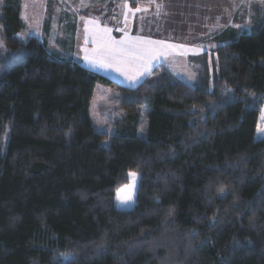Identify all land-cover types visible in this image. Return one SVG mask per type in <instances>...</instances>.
Instances as JSON below:
<instances>
[{
	"label": "trees",
	"instance_id": "1",
	"mask_svg": "<svg viewBox=\"0 0 264 264\" xmlns=\"http://www.w3.org/2000/svg\"><path fill=\"white\" fill-rule=\"evenodd\" d=\"M0 23V264H264V14L195 84L157 66L127 86L22 41L18 0Z\"/></svg>",
	"mask_w": 264,
	"mask_h": 264
},
{
	"label": "rangeland",
	"instance_id": "2",
	"mask_svg": "<svg viewBox=\"0 0 264 264\" xmlns=\"http://www.w3.org/2000/svg\"><path fill=\"white\" fill-rule=\"evenodd\" d=\"M21 28L15 36L44 37L48 50L71 58L117 82L134 86L154 67L166 69L189 83L200 81L202 63L211 64V50L241 31H249L264 14V0H18ZM4 0H0V11ZM0 23V53L5 52ZM140 41L146 54L113 61L111 67L93 61L103 41L119 46ZM40 40V39H39ZM88 57V59H86ZM118 92L95 83L89 114L96 130L110 132L119 118ZM264 97L255 135H264Z\"/></svg>",
	"mask_w": 264,
	"mask_h": 264
},
{
	"label": "snow or ice",
	"instance_id": "3",
	"mask_svg": "<svg viewBox=\"0 0 264 264\" xmlns=\"http://www.w3.org/2000/svg\"><path fill=\"white\" fill-rule=\"evenodd\" d=\"M160 42L155 41H140L137 38V42L127 43L125 41H120L119 46L114 45L110 40L103 41L100 46L93 50L94 56L93 61L100 63L103 66L111 67L113 61L119 59L121 61L127 60L130 56H135L136 58L146 54L149 50L144 45H152ZM88 59V57H86ZM264 119V117H262ZM259 131H264V129H259ZM134 175V174H130Z\"/></svg>",
	"mask_w": 264,
	"mask_h": 264
},
{
	"label": "crops",
	"instance_id": "4",
	"mask_svg": "<svg viewBox=\"0 0 264 264\" xmlns=\"http://www.w3.org/2000/svg\"><path fill=\"white\" fill-rule=\"evenodd\" d=\"M41 41H43L45 43V45L47 46L46 42H45V38L44 37H38Z\"/></svg>",
	"mask_w": 264,
	"mask_h": 264
}]
</instances>
